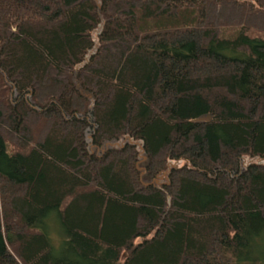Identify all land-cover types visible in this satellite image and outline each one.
Masks as SVG:
<instances>
[{
	"label": "trees",
	"instance_id": "1",
	"mask_svg": "<svg viewBox=\"0 0 264 264\" xmlns=\"http://www.w3.org/2000/svg\"><path fill=\"white\" fill-rule=\"evenodd\" d=\"M257 159L264 0H0V264H264Z\"/></svg>",
	"mask_w": 264,
	"mask_h": 264
},
{
	"label": "rangeland",
	"instance_id": "2",
	"mask_svg": "<svg viewBox=\"0 0 264 264\" xmlns=\"http://www.w3.org/2000/svg\"><path fill=\"white\" fill-rule=\"evenodd\" d=\"M256 162H260L261 164H264V161H259L258 159L256 160ZM136 167H138V170L140 172V175L142 174L141 179H142V182L144 183V185L152 184L153 183L152 181H149V182H146L145 180L143 181V177H144L145 171H146L145 168L143 166H136ZM155 183L156 184H166V183H168V179L167 180H166V178L159 179V180H156ZM50 227H51L50 230L53 233L52 234L53 241H56V239H57V241H58V247L61 246V243L63 241V238L61 237V234L58 231V227H57V225L55 223V220H53V221L50 222ZM59 239H60V241H59Z\"/></svg>",
	"mask_w": 264,
	"mask_h": 264
},
{
	"label": "water",
	"instance_id": "3",
	"mask_svg": "<svg viewBox=\"0 0 264 264\" xmlns=\"http://www.w3.org/2000/svg\"><path fill=\"white\" fill-rule=\"evenodd\" d=\"M200 120H210V116H207V117H203L202 119H200ZM166 175H167V173H164L161 177H159L160 179H164V178H166ZM141 177H142V174L140 175V177H139V179L142 181V179H141ZM168 178H166V180H167Z\"/></svg>",
	"mask_w": 264,
	"mask_h": 264
}]
</instances>
